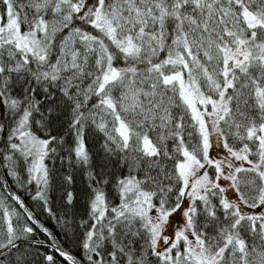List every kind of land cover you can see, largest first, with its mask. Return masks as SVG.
I'll return each instance as SVG.
<instances>
[{
    "label": "snow or ice",
    "instance_id": "6c2138e0",
    "mask_svg": "<svg viewBox=\"0 0 264 264\" xmlns=\"http://www.w3.org/2000/svg\"><path fill=\"white\" fill-rule=\"evenodd\" d=\"M0 177V264H264V0H0Z\"/></svg>",
    "mask_w": 264,
    "mask_h": 264
},
{
    "label": "water",
    "instance_id": "95a60500",
    "mask_svg": "<svg viewBox=\"0 0 264 264\" xmlns=\"http://www.w3.org/2000/svg\"><path fill=\"white\" fill-rule=\"evenodd\" d=\"M0 183H3V178L2 177H0Z\"/></svg>",
    "mask_w": 264,
    "mask_h": 264
},
{
    "label": "trees",
    "instance_id": "16d2710c",
    "mask_svg": "<svg viewBox=\"0 0 264 264\" xmlns=\"http://www.w3.org/2000/svg\"><path fill=\"white\" fill-rule=\"evenodd\" d=\"M35 210V209H34Z\"/></svg>",
    "mask_w": 264,
    "mask_h": 264
}]
</instances>
